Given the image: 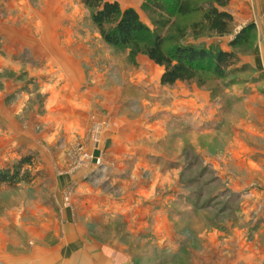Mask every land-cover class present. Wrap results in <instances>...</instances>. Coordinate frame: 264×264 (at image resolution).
Returning <instances> with one entry per match:
<instances>
[{"label": "rangeland", "instance_id": "1", "mask_svg": "<svg viewBox=\"0 0 264 264\" xmlns=\"http://www.w3.org/2000/svg\"><path fill=\"white\" fill-rule=\"evenodd\" d=\"M119 1L166 50L234 51L238 64L225 80L163 86L165 68L107 45L81 0H0V169L34 164L28 181L0 186V222L56 193L57 213L72 207L67 182L78 176L142 203L105 214L73 206L76 222L102 225L92 232L133 264H264V0H231L224 36L202 22L212 0H193L201 11L186 17L172 0Z\"/></svg>", "mask_w": 264, "mask_h": 264}, {"label": "crops", "instance_id": "2", "mask_svg": "<svg viewBox=\"0 0 264 264\" xmlns=\"http://www.w3.org/2000/svg\"><path fill=\"white\" fill-rule=\"evenodd\" d=\"M239 1L243 7L248 8L249 0ZM254 1L259 0H250L251 6ZM262 23L264 25V19ZM161 78L162 76L160 82ZM52 181L48 188L50 191L54 188ZM55 182L61 188L57 178ZM68 183L76 184L75 194L69 197L72 201L70 205H73L60 214L57 210L60 203H63L64 196L61 193L62 199L59 202L60 197L56 193L54 197H45L37 203L32 202V206L28 204L29 206L21 207L17 209L18 212L12 211L9 217L0 222V264H133V259L125 254L123 245H118L117 241L114 244L105 238L100 239L93 233L102 225L76 222L73 206L75 207L79 200L91 214H105L111 208L117 213H124L128 206V203L124 202L125 199L132 200V203L138 200V204H142L140 200L131 194L118 202L115 196L104 193L101 189H92L78 176H73ZM145 204L149 206L150 202ZM25 216L27 218H24ZM135 233V237H139L143 232L137 228ZM118 238L120 240L122 237ZM261 259L264 260L262 252Z\"/></svg>", "mask_w": 264, "mask_h": 264}, {"label": "trees", "instance_id": "3", "mask_svg": "<svg viewBox=\"0 0 264 264\" xmlns=\"http://www.w3.org/2000/svg\"><path fill=\"white\" fill-rule=\"evenodd\" d=\"M230 1L212 0L206 3L209 10L203 13L202 22L207 25L210 32L220 36L230 32L234 18L225 10ZM172 2L177 15L181 17L190 16L199 10L193 0H172ZM82 4L92 12V21L107 45L118 49L133 48L134 57L145 54L157 66L165 68L161 78L163 86L197 83L204 75L216 80H225L239 62L234 51L184 45L166 50L164 36L153 34L141 21L136 10L132 8L122 10L118 2L82 0ZM248 35L247 30L241 32L231 43V47L236 49L248 42ZM33 165L32 157L25 156L13 169H0V186L15 187L24 180L28 181L30 176H26L28 173L22 176V170L25 166Z\"/></svg>", "mask_w": 264, "mask_h": 264}]
</instances>
